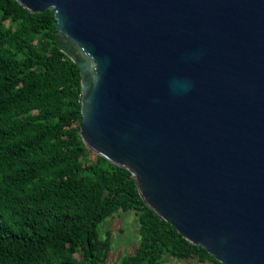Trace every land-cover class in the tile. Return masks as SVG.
I'll return each instance as SVG.
<instances>
[{"label": "water", "instance_id": "95a60500", "mask_svg": "<svg viewBox=\"0 0 264 264\" xmlns=\"http://www.w3.org/2000/svg\"><path fill=\"white\" fill-rule=\"evenodd\" d=\"M79 67L80 137L222 264H264V0H15Z\"/></svg>", "mask_w": 264, "mask_h": 264}, {"label": "trees", "instance_id": "16d2710c", "mask_svg": "<svg viewBox=\"0 0 264 264\" xmlns=\"http://www.w3.org/2000/svg\"><path fill=\"white\" fill-rule=\"evenodd\" d=\"M80 79L52 10L0 0V264H102L111 239L98 226L129 210L138 241L119 264H222L151 210L127 169L85 146Z\"/></svg>", "mask_w": 264, "mask_h": 264}, {"label": "rangeland", "instance_id": "374dc122", "mask_svg": "<svg viewBox=\"0 0 264 264\" xmlns=\"http://www.w3.org/2000/svg\"><path fill=\"white\" fill-rule=\"evenodd\" d=\"M91 157H94L91 155ZM99 235L105 238L108 234L111 239V249L106 262L102 264H119L123 255L131 253L138 241L136 215L133 211H119L104 219L98 226ZM176 258H168L163 264H185ZM189 264H212L208 261L191 260Z\"/></svg>", "mask_w": 264, "mask_h": 264}, {"label": "crops", "instance_id": "0c3cea01", "mask_svg": "<svg viewBox=\"0 0 264 264\" xmlns=\"http://www.w3.org/2000/svg\"><path fill=\"white\" fill-rule=\"evenodd\" d=\"M191 260H193V261H194V260H196V259H191ZM191 260L187 261V263H185V264H189V262H190ZM196 261H197V260H196Z\"/></svg>", "mask_w": 264, "mask_h": 264}]
</instances>
